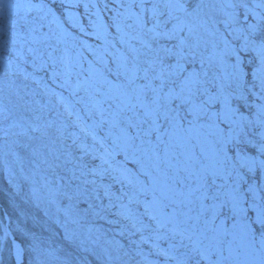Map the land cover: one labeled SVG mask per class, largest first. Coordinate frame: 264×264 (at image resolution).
<instances>
[{"label": "snow or ice", "instance_id": "obj_1", "mask_svg": "<svg viewBox=\"0 0 264 264\" xmlns=\"http://www.w3.org/2000/svg\"><path fill=\"white\" fill-rule=\"evenodd\" d=\"M119 7L125 54L94 80L60 46L62 3L0 0V168L100 231L103 264H264V0ZM10 228L0 255L50 264Z\"/></svg>", "mask_w": 264, "mask_h": 264}, {"label": "trees", "instance_id": "obj_2", "mask_svg": "<svg viewBox=\"0 0 264 264\" xmlns=\"http://www.w3.org/2000/svg\"><path fill=\"white\" fill-rule=\"evenodd\" d=\"M39 2L40 0H32L34 4ZM56 2L63 4V15L59 16V27L55 24L53 27L62 41L60 46L66 45L69 48L76 71L81 70V66L83 69H89V62L92 68L89 73L91 76L94 72V75L98 74L102 78L105 65L115 69L127 48V44L121 42L126 29L123 28V23L118 27L114 22L117 17L123 20L125 14V9L119 7L120 0H56ZM95 11L98 14L97 18ZM36 14L33 10L32 15ZM249 19L251 20V17ZM123 39L127 41L128 38L123 36ZM75 79L74 72L73 84ZM56 91L62 93L69 103L75 104L76 108L81 107L76 104L77 97L70 94L73 89L57 87ZM0 197L2 206L9 214L11 230L16 228L18 225L16 221L19 219L22 223H32V230L38 236L46 235V240L41 241L42 246L50 252L48 256L50 264H64L65 260H70L71 264H103L104 250L107 247L104 243L105 238L101 237L100 231H89L87 221L74 223L76 217L66 212L67 201H61L47 190L42 191L40 185L34 184L31 180L21 181L18 175H9L2 168ZM41 214H46L45 219ZM3 222L4 217L0 213V233L4 226ZM96 228L108 233L107 238L115 236L116 240L121 239L115 225L96 221ZM13 233L18 240H23L19 233ZM0 264H15L13 255L4 252L0 255Z\"/></svg>", "mask_w": 264, "mask_h": 264}, {"label": "rangeland", "instance_id": "obj_3", "mask_svg": "<svg viewBox=\"0 0 264 264\" xmlns=\"http://www.w3.org/2000/svg\"><path fill=\"white\" fill-rule=\"evenodd\" d=\"M87 1V0H86ZM95 16H96V18L98 17V14H97V12L95 11ZM92 78L94 79V80H98V79H101V77L98 75V74H96V75H94V72H92ZM34 198H36V197H34ZM0 201H2V198L0 197ZM43 204H44V201L42 202ZM1 204V203H0ZM4 210H5V212H6V209L4 208ZM2 208L0 207V213L2 214V216H3V214H4V211H3V213H2ZM42 216H43V218L45 219V216H46V214H41ZM6 218V217H5ZM17 224H19L21 227H23V228H26V229H28V230H31L32 232H34L33 230H32V227H31V224L32 223H30V222H28L27 224L26 223H22L21 222V220H19V219H17ZM3 224H4V226L5 225H7L8 224V222H6V221H4L3 222ZM42 224V223H41ZM9 225H11V222L9 223ZM0 234H3V233H0ZM37 235V234H36ZM38 236V235H37ZM45 236L46 235H42V236H38L39 238H40V240L41 239H43L44 241L46 240L45 239Z\"/></svg>", "mask_w": 264, "mask_h": 264}]
</instances>
